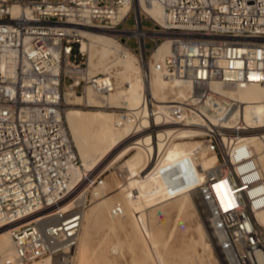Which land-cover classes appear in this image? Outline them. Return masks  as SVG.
<instances>
[{
  "label": "built area",
  "instance_id": "built-area-1",
  "mask_svg": "<svg viewBox=\"0 0 264 264\" xmlns=\"http://www.w3.org/2000/svg\"><path fill=\"white\" fill-rule=\"evenodd\" d=\"M154 2L165 11L163 24L135 9ZM125 6L126 17L113 22ZM84 28L121 33L122 44L137 54L170 40L156 71L194 85L190 105L217 120L204 142L218 163L202 182L194 173L211 230L220 232L230 264H264V224L256 218L264 211V176L240 137L249 130L245 122L224 127L239 102L211 89L250 83L264 91V0H0V244L7 231L15 250L0 249V264H75L88 197L104 186L109 164L86 170L64 119L66 93L84 96L91 88L106 96L115 89L110 74L89 69ZM189 111L187 104L169 106L159 124L144 128L139 114L120 109L119 126L134 128L120 148H138L139 137L186 123ZM152 146L147 161L155 168L166 151ZM119 161L112 165L125 179ZM123 214L122 205L112 208L113 216Z\"/></svg>",
  "mask_w": 264,
  "mask_h": 264
},
{
  "label": "bare ground",
  "instance_id": "bare-ground-1",
  "mask_svg": "<svg viewBox=\"0 0 264 264\" xmlns=\"http://www.w3.org/2000/svg\"><path fill=\"white\" fill-rule=\"evenodd\" d=\"M18 8L17 6L12 8L14 16L19 12ZM135 9L138 10L137 12L139 14L141 12L145 13L156 23L163 24L165 11L160 4L154 2L148 5L146 3L140 6L135 5ZM129 11V6H125L118 13L111 15L113 22L126 17ZM80 35L81 50L88 55L89 69L93 74H98L96 72L99 71L103 72V74H110L114 78L115 89L106 96L96 94L91 88L87 89L84 96H73L68 92L65 94V100L68 104H70L69 102L74 97L73 99L76 103H80L84 99L89 106L94 105L101 108L127 109L135 113L138 109L143 108L140 114H136H139L140 126L144 128L159 124L162 120V114L167 111L169 106L176 104H187L189 106L191 119H187L186 123L162 127V129L158 130L156 138L150 137L147 134L139 137L140 140L148 138L150 141L139 143L148 145L144 146V148H137L136 153L128 164L132 166V169L137 170L138 173H140V170H145L139 176L148 182L149 206L153 207L165 200L173 199L174 196H182V201L179 204L180 207H178L175 213L176 219L179 220L180 217L187 214L185 205L190 200L195 207L196 213L201 218L202 214L204 216L206 215L208 222V212L201 196V190H198V197L200 193L199 198L201 203L194 196V193L199 188L197 184H194V173H196L199 182H201L199 178L201 172L206 174L207 171L214 169L218 160L215 154L209 152L205 142L195 141L194 139L205 136L209 130H216L215 124L217 120L214 115L207 113L205 115H207L208 119L202 118L199 109L190 105L191 94L197 91L194 85L180 80L167 81L156 71L155 64L161 62L171 51L170 40L166 39L151 52L150 57H147V52L144 47L141 48L140 54H137L132 49L123 45L119 40L121 33H115L113 30L105 28H84L80 30ZM211 89L239 102V107L233 109L229 114L224 127H232V124L238 119L245 122L249 130L245 134H241L240 137L251 148L255 162L260 170H262L261 173L264 176V91L258 85L250 83L236 87H227L220 83H213ZM146 95L150 100L147 105L144 103V97ZM203 112L205 113V110ZM65 113L64 119H66L74 134V137L72 133L70 134L72 135L71 138H73V144L77 149L80 159L82 158L86 170L117 162L115 156L125 148H120L119 145L128 137L127 132L131 134L134 129L129 123L125 126H119V113H109L104 110L97 112L82 111L75 108L69 109L66 115ZM169 135L172 136L160 139V137ZM176 139L190 140L179 143L172 141L166 145H158V142ZM156 142L159 147L158 149L160 151L165 150L166 155L155 168L153 166L148 167V156L150 152L156 151L157 147L154 148L152 146ZM176 165L181 168L178 172H180L182 179H177L173 174L175 172L174 166ZM82 170L83 168L81 169V167L79 169L76 168L74 169V174L78 175ZM123 171L128 173L127 176L131 172L125 165L121 167V172ZM110 186H112L110 183L108 186L104 184V186L93 192L92 198L97 199L99 202L93 206L90 204L92 207L87 212V222L77 256L78 264L106 263L97 252V255H95L97 258L96 261L90 258V239L94 232L105 227L114 230L115 222L123 218L126 224L133 229L134 237L142 247L145 249V243L147 242L157 252L156 258L159 262L168 264L165 254L160 249L162 245L167 246V241L162 240L161 236L157 235L155 229L150 226V222L156 216L146 217V213H142L137 220L136 217L132 216L130 210H128L127 202L123 196H120L119 189L110 190ZM113 196L118 197L120 200L113 201ZM116 204L124 207V214L121 217L112 215V208ZM256 218L260 223L264 224V211L257 212ZM163 221L159 220L160 223ZM208 225L210 227L209 222ZM209 227H207L205 222L204 224L201 222L198 230L201 236L200 240L203 253L209 252L210 254L212 244L206 240L211 230V227ZM211 233L216 245L219 247L218 249L222 252L225 247L220 232L216 234L217 236L213 233V230H211ZM1 239V251L6 255H13L15 251L13 241H11L7 231L3 232ZM197 242L196 237L190 238L188 247H186L188 253L185 254V260L189 261L192 259L199 264L202 262L205 263L203 260L204 255H201L196 250ZM107 245L111 247L114 254L131 253L133 247L132 244L125 245L120 241L111 243L104 241L102 250ZM225 256L229 260L226 254ZM226 258H224V261L226 264H230ZM50 263V261H45L36 264ZM114 264L122 263L117 261Z\"/></svg>",
  "mask_w": 264,
  "mask_h": 264
},
{
  "label": "rangeland",
  "instance_id": "rangeland-1",
  "mask_svg": "<svg viewBox=\"0 0 264 264\" xmlns=\"http://www.w3.org/2000/svg\"><path fill=\"white\" fill-rule=\"evenodd\" d=\"M150 46H152V45L150 44ZM146 52H147V57H150L151 52L150 51H146ZM87 56L88 55H86L85 60L88 63ZM96 73H103V72L99 71ZM73 98H72V101L69 102L70 104H68V106H67L68 107L67 111L71 108H75L78 110L91 111V112H97V111H103V110L108 111L109 113L115 112L117 114L120 112V108H114L113 109V108H106V107L101 108V107L94 106V105L89 106L87 101L84 99L82 101H80V103H76V102H74ZM121 108H123V107H121ZM67 111H66V113H67ZM66 113H65V115H66ZM65 122L67 124V127L69 129L70 134L72 133V135L74 137L73 131L70 129V126H69L68 122L66 121V119H65ZM72 135H71V137H72ZM127 135L129 136L130 134L127 132ZM147 135L150 136L149 134H147ZM171 136L172 135L160 137V139L167 138V137L169 138ZM72 140H73V138H72ZM188 140H190V139L166 140V141L158 142V145H166L167 143H171L172 141L179 143V142H186ZM194 140L204 142L206 140V137L205 136L197 137ZM148 141H150V139H148V138L142 139V140H140L139 143H146ZM146 145H148V144H139L138 148H141V147L144 148V146H146ZM136 150H137V148L128 149V147L126 146L124 149L121 150V152H119V154H117L115 156L116 161L120 160L119 164H121V162L123 163L121 166L125 165V167H127L131 171L129 173V175L125 179H121L118 176V172L116 171V167H118L117 163H115L114 165H112V163H111L108 165L109 169L106 172V174L104 175L105 176L104 184L106 186H108V184L110 183V185H112V186H110V190L117 189V188L119 189L120 196H123L125 198V201L127 202L128 210H130L132 216L136 217L137 220H138V217L142 213H146L145 214L146 217H153V216L157 217V219L155 217V219H153L150 222V226H152L155 229V232L157 233V235L161 236L162 240L167 241V246L162 245L160 247V249L165 254L166 259L168 261V264H199L198 262L193 261L192 259H190L189 261L185 260L186 259L185 254L188 253L186 251V247H188L187 245H188L191 237H196V239L198 240L197 245H196L197 246L196 250L201 255H204L203 260L205 261V263L202 262L201 264H226V262L224 261V258L222 256V252L218 249L219 247L216 245L214 238L212 237V233H211L210 229H209L210 234L208 235V237H206V240L210 244H212V250H211L210 254H209V252L203 253L202 244H201V240H200L201 236H200V232L198 230V227H199V225H201V222H203V224L205 222L207 227H209V225L207 222L206 215L204 216V214H202V218H201L196 213L195 207L190 200L185 205V207H186L185 209L187 211V214L185 216L180 217L179 220L176 219L175 213L177 212L178 207H180L179 204L182 201V196H176V197L174 196L173 199L165 200L160 204L154 205L153 207L149 206L150 204H149V199H148V190H149L148 189V182L146 179L141 178L139 176V173L137 172V170L132 169V166H130V164H128V162L133 158V155L136 153ZM76 152H77V149H76ZM77 156H78L81 164L84 167V163L82 162V158L80 159L78 153H77ZM215 157H216V155H215ZM216 159H217V157H216ZM216 162H217V160H216ZM83 167L81 166V169ZM174 167H175L174 168L175 172L173 173L174 176H176L177 179L178 178L182 179L180 172H178V170L180 171V169H181L180 166L178 167V165H176ZM204 176H205V174L201 172V174L199 175L201 182H202V179L204 178ZM121 185H123V186L121 187ZM198 190L199 189H197V192L194 193V196L196 198H198L199 200H197V201L199 203H201V200L199 198L200 193H199V197H198ZM196 193H197V195H196ZM194 196H193V198H195ZM88 198H89L90 202L88 201L87 209L85 211L84 222L82 225V230H81V234H80V238H79L80 244L82 241L85 225L87 222V218H86L87 212L93 205H96V203L99 202L97 199L90 198V196ZM119 200L120 199L118 197L113 196V201H119ZM201 208H200V210H201ZM159 220H161V221L164 220V221L160 223ZM115 224L116 225L114 226L115 227L114 230H111L110 228L108 229L105 227V228H103L99 231H96L92 234V237L90 239L91 241H90V251H89V255H90V258L92 260L96 261L97 258L95 257V255H97L96 254V252H97L98 254L101 255L103 260L106 261V263H104V264H114L117 261L122 263V264H162L156 258L157 252L155 251V249L150 247V245H148L147 242L145 243V245H146L145 249L142 247V245L139 243V241L134 237L133 229L129 225L126 224V221L124 218L115 222ZM116 240L120 241L121 243H123L125 245L132 244V246H133L132 252L131 253L125 252L123 254H120V253L114 254L113 251L111 250V247H109V245H107V247L102 250V246H103L104 241L111 243V242H117ZM80 244L78 246V252L80 249ZM77 256H78V253H77ZM78 263L79 262H78V258H77L75 264H78Z\"/></svg>",
  "mask_w": 264,
  "mask_h": 264
}]
</instances>
